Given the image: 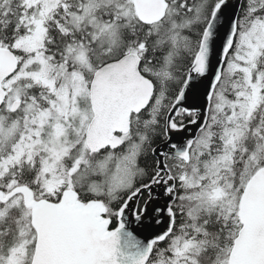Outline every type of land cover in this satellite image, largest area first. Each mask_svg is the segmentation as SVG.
<instances>
[{
  "label": "snow or ice",
  "instance_id": "obj_1",
  "mask_svg": "<svg viewBox=\"0 0 264 264\" xmlns=\"http://www.w3.org/2000/svg\"><path fill=\"white\" fill-rule=\"evenodd\" d=\"M0 264H264V0H0Z\"/></svg>",
  "mask_w": 264,
  "mask_h": 264
}]
</instances>
